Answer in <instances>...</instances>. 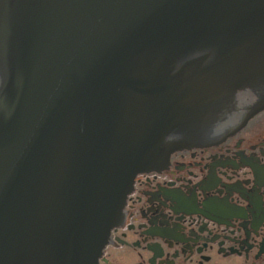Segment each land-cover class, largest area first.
Returning <instances> with one entry per match:
<instances>
[{
  "label": "water",
  "instance_id": "95a60500",
  "mask_svg": "<svg viewBox=\"0 0 264 264\" xmlns=\"http://www.w3.org/2000/svg\"><path fill=\"white\" fill-rule=\"evenodd\" d=\"M264 110V0H0V264H100L167 139Z\"/></svg>",
  "mask_w": 264,
  "mask_h": 264
},
{
  "label": "flooded vegetation",
  "instance_id": "af4514ba",
  "mask_svg": "<svg viewBox=\"0 0 264 264\" xmlns=\"http://www.w3.org/2000/svg\"><path fill=\"white\" fill-rule=\"evenodd\" d=\"M234 99L167 139L177 150L137 176L100 264H264V110L249 117V90Z\"/></svg>",
  "mask_w": 264,
  "mask_h": 264
}]
</instances>
